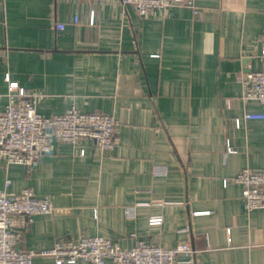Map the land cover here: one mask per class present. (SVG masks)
Listing matches in <instances>:
<instances>
[{"label":"crops","instance_id":"0c3cea01","mask_svg":"<svg viewBox=\"0 0 264 264\" xmlns=\"http://www.w3.org/2000/svg\"><path fill=\"white\" fill-rule=\"evenodd\" d=\"M263 36L264 0H195L145 16L121 0H0V112L9 76L39 94L45 116L75 106L119 120L109 154L90 138H53L31 167L0 158V190L31 188L57 208L33 216L19 247L100 235L123 248L190 242L196 253L179 264H264V208L247 210L234 179L264 167V119L236 124L264 112L242 100L240 81L262 68Z\"/></svg>","mask_w":264,"mask_h":264},{"label":"built area","instance_id":"2783aa9c","mask_svg":"<svg viewBox=\"0 0 264 264\" xmlns=\"http://www.w3.org/2000/svg\"><path fill=\"white\" fill-rule=\"evenodd\" d=\"M130 4L142 16L155 9L166 10L172 5L194 6L195 0H121ZM79 14L74 12L73 23H79ZM64 23H57L63 29ZM262 68L240 77L241 98L244 102H258L264 106V36L260 41ZM9 101L0 112V158L8 163L31 167L52 148L53 138L60 142L76 143L82 138L95 141L102 154H109L117 143L119 120L104 112L84 113L75 106L65 113L45 116L38 111L39 94L29 93L9 76ZM264 119V112H246L236 118L237 126L242 121ZM229 150L233 148L229 147ZM243 187V200L247 210L264 208V167H244L234 178ZM10 181H7V186ZM56 206L48 197L37 196L31 188L18 193L0 190V264H34L36 256L52 257L57 264L75 263L78 260L106 264L111 258L115 264H179L182 256H194L190 242L174 247L139 239L135 246L123 248L119 242L95 235L82 236L77 240L59 238L53 246L41 250L21 249L19 240L34 215L52 213ZM129 216L135 208L128 207ZM163 218L153 216L151 224H160Z\"/></svg>","mask_w":264,"mask_h":264},{"label":"water","instance_id":"95a60500","mask_svg":"<svg viewBox=\"0 0 264 264\" xmlns=\"http://www.w3.org/2000/svg\"><path fill=\"white\" fill-rule=\"evenodd\" d=\"M259 54H261V48H260V53Z\"/></svg>","mask_w":264,"mask_h":264}]
</instances>
